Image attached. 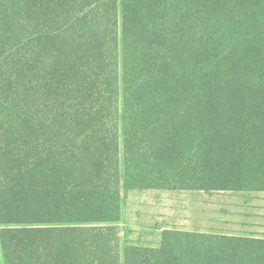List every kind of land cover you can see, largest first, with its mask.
Segmentation results:
<instances>
[{
	"label": "trees",
	"instance_id": "trees-1",
	"mask_svg": "<svg viewBox=\"0 0 264 264\" xmlns=\"http://www.w3.org/2000/svg\"><path fill=\"white\" fill-rule=\"evenodd\" d=\"M122 185L264 193V0H0L6 263L264 264L260 234L122 250Z\"/></svg>",
	"mask_w": 264,
	"mask_h": 264
},
{
	"label": "rangeland",
	"instance_id": "rangeland-1",
	"mask_svg": "<svg viewBox=\"0 0 264 264\" xmlns=\"http://www.w3.org/2000/svg\"><path fill=\"white\" fill-rule=\"evenodd\" d=\"M121 169L124 157L121 154ZM123 198L126 189H123ZM182 192L165 190L151 196L150 209L156 212L158 225L172 228L182 227ZM204 228L212 232H238L264 235V193L215 192L199 193ZM144 208V204H142ZM146 208L148 205L146 204Z\"/></svg>",
	"mask_w": 264,
	"mask_h": 264
},
{
	"label": "crops",
	"instance_id": "crops-1",
	"mask_svg": "<svg viewBox=\"0 0 264 264\" xmlns=\"http://www.w3.org/2000/svg\"><path fill=\"white\" fill-rule=\"evenodd\" d=\"M126 189L122 185L121 193ZM165 190H127L126 196L123 198L121 220L119 223L121 229V247L122 250L129 246H138L145 248H159L162 243V234L165 230H172L169 226L158 225V217L156 212L150 209L152 203L151 196L157 192ZM182 202V227L177 229L186 232H212L204 228V219L202 218V209L199 207L200 195L202 191H181ZM144 204V208L142 207ZM146 204L148 208H146ZM228 234H240L238 232H228ZM244 234V233H242ZM0 264H7L4 256V250L0 240Z\"/></svg>",
	"mask_w": 264,
	"mask_h": 264
}]
</instances>
